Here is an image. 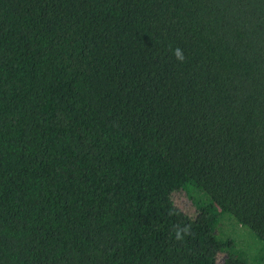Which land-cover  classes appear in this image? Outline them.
I'll return each mask as SVG.
<instances>
[{
    "label": "trees",
    "instance_id": "1",
    "mask_svg": "<svg viewBox=\"0 0 264 264\" xmlns=\"http://www.w3.org/2000/svg\"><path fill=\"white\" fill-rule=\"evenodd\" d=\"M225 213L264 241V0H0V264H247Z\"/></svg>",
    "mask_w": 264,
    "mask_h": 264
},
{
    "label": "rangeland",
    "instance_id": "2",
    "mask_svg": "<svg viewBox=\"0 0 264 264\" xmlns=\"http://www.w3.org/2000/svg\"><path fill=\"white\" fill-rule=\"evenodd\" d=\"M191 190L192 195L187 190H177L173 193V199L185 213L196 217L198 209L192 196L202 200L206 197L201 190L195 187ZM216 234L220 239L233 240L235 255L244 259L247 264H264V241L250 228L240 226L231 214L225 213V216L219 220ZM225 258V253L219 254L220 263H223Z\"/></svg>",
    "mask_w": 264,
    "mask_h": 264
},
{
    "label": "clouds",
    "instance_id": "3",
    "mask_svg": "<svg viewBox=\"0 0 264 264\" xmlns=\"http://www.w3.org/2000/svg\"><path fill=\"white\" fill-rule=\"evenodd\" d=\"M177 55H178L181 59L183 58L182 55L180 54L179 50H177ZM177 238H180L179 233L177 234Z\"/></svg>",
    "mask_w": 264,
    "mask_h": 264
}]
</instances>
